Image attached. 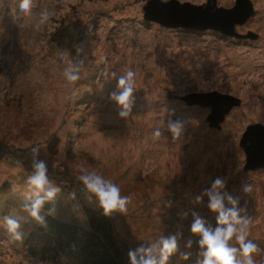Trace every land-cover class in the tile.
<instances>
[{
  "label": "rangeland",
  "instance_id": "374dc122",
  "mask_svg": "<svg viewBox=\"0 0 264 264\" xmlns=\"http://www.w3.org/2000/svg\"><path fill=\"white\" fill-rule=\"evenodd\" d=\"M251 1L255 13L236 30L256 32L259 40L165 28L143 18L146 0H32L27 14L19 0H0V145L47 154L48 141L58 137L56 155L42 157L52 166L49 180L61 189L55 216L88 227L84 200L103 207L78 177L95 173L132 197L127 211L108 214L126 249L156 244L158 260L160 238L175 235L177 249L167 264H197L205 249L191 231L193 213L206 226H217L218 214L203 193L220 177L222 193L239 197L241 215L251 219L246 240L258 246L253 258L264 264V168L246 171L240 146L249 125L264 124V0ZM234 4L217 0L225 8ZM44 10L55 15L37 30ZM68 60L84 61L75 84L63 76ZM129 69L136 73L135 90L131 111L122 117L111 93ZM213 91L242 101L220 129L209 124L210 106L182 98ZM169 120L184 123L175 140ZM157 129L161 135L153 138ZM33 172L20 158L0 160V264H56L33 259L25 246L39 224L24 208L35 196L26 182ZM244 184L251 185L250 193L243 192ZM225 206L231 207L227 199ZM6 217L19 222L23 242L10 239ZM229 246L239 249L235 236Z\"/></svg>",
  "mask_w": 264,
  "mask_h": 264
},
{
  "label": "clouds",
  "instance_id": "9594fccd",
  "mask_svg": "<svg viewBox=\"0 0 264 264\" xmlns=\"http://www.w3.org/2000/svg\"><path fill=\"white\" fill-rule=\"evenodd\" d=\"M167 2V0H164ZM18 7L20 12L29 13L32 8V0H19ZM55 15L54 12L44 10L40 13V20L36 24V29L50 20ZM80 51V49H77ZM62 58L66 54H61ZM84 61L73 63L67 61V67L63 70V76L69 84H75L81 79V71ZM136 73L132 70H127L121 75L117 83V91L111 93V99L122 107L120 115L127 117L132 107V97L135 90ZM167 128L172 133V138L175 140L184 132V123L181 120H169ZM161 132L157 129L153 133V138H159ZM38 151V149H33ZM34 172L27 178V184L30 189H34L35 199L31 203L25 204L24 208L29 214L34 217L39 223L44 224V217L40 215V210L43 207L45 200L53 199L61 189L52 184L48 178V167L44 160L33 162ZM83 181L89 192L96 194L100 204L103 207L105 214H110L113 210L121 212L127 211V206L131 203L130 195H121V189L112 181L105 180L101 176L91 173L78 177ZM225 188V180L217 177L203 195L208 197L207 207L214 213H217V226L215 228L206 226L205 221L198 215L193 213L194 221L191 226V231L200 236L198 241L203 251L204 259L197 261V264H257L253 258L254 254L259 251L258 246L251 240H246L248 236L251 219L247 216H242L245 211L240 207V198L233 197L227 192H223ZM244 193H250L252 187L250 184L242 186ZM44 193L41 196V193ZM75 195L74 193L72 194ZM202 196H197L196 203H199ZM225 199L231 207L225 206ZM7 231L12 241L23 242L24 234L19 231L20 224L12 217L5 218ZM235 236L239 242V249L229 246V241ZM191 241L188 242V247H191ZM157 249V245L151 247H139L134 251H129L130 264H167L169 257L177 249V238L175 235L170 237H161L159 240V259L153 255ZM184 259H188V255H184Z\"/></svg>",
  "mask_w": 264,
  "mask_h": 264
},
{
  "label": "trees",
  "instance_id": "16d2710c",
  "mask_svg": "<svg viewBox=\"0 0 264 264\" xmlns=\"http://www.w3.org/2000/svg\"><path fill=\"white\" fill-rule=\"evenodd\" d=\"M58 143L57 136H53L48 141L46 152L50 157L49 161L56 155ZM22 150L23 148H8L7 145L2 146L1 144L0 160L8 156H12L14 159L20 158L21 164L25 165L28 170L30 168L33 170L31 163L44 160L43 158L47 155L45 153L38 154L31 149L24 154ZM28 157H32L29 159V161L31 160L30 164L27 162ZM45 160L48 162L47 159ZM49 167L52 170L50 164ZM49 167L48 173L50 174ZM40 195L43 196L44 194ZM84 201L83 211L87 217L88 227L55 216L53 212L58 203L56 196L51 200H45L41 208V211L45 213L43 216L44 224L39 223L31 229L25 238L28 255L33 259H40L42 262L56 264H62L66 255L70 257L66 256L68 258L67 264L70 261L71 264L74 262L75 264H130L128 255L130 249H126L115 234L110 216L105 214V211L97 205L93 206L94 203L86 204V200Z\"/></svg>",
  "mask_w": 264,
  "mask_h": 264
},
{
  "label": "water",
  "instance_id": "95a60500",
  "mask_svg": "<svg viewBox=\"0 0 264 264\" xmlns=\"http://www.w3.org/2000/svg\"><path fill=\"white\" fill-rule=\"evenodd\" d=\"M143 7V18L156 22L165 28L189 29L194 31L214 30L227 37L243 40H259L260 34L248 31L241 33L236 30L255 13L251 0H235L233 7L217 6V0H207L203 4L190 2L181 3L178 0H146ZM188 105L198 104L203 107L210 106L208 116L210 126L221 128L226 115L242 101L235 96L219 93H194L182 97ZM240 146L246 155L245 170L264 168V124L254 123L247 127L243 133Z\"/></svg>",
  "mask_w": 264,
  "mask_h": 264
}]
</instances>
